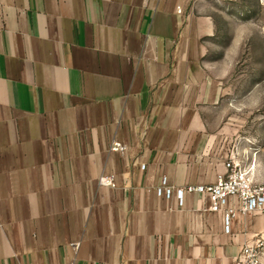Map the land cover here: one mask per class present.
Masks as SVG:
<instances>
[{"label":"crops","instance_id":"obj_1","mask_svg":"<svg viewBox=\"0 0 264 264\" xmlns=\"http://www.w3.org/2000/svg\"><path fill=\"white\" fill-rule=\"evenodd\" d=\"M224 1L0 0V264H232L264 239V214L226 231L175 196L238 155L206 56Z\"/></svg>","mask_w":264,"mask_h":264},{"label":"rangeland","instance_id":"obj_2","mask_svg":"<svg viewBox=\"0 0 264 264\" xmlns=\"http://www.w3.org/2000/svg\"><path fill=\"white\" fill-rule=\"evenodd\" d=\"M252 1L211 5L217 32L206 56L225 73V124L238 146L236 162L254 182L264 183V4Z\"/></svg>","mask_w":264,"mask_h":264},{"label":"built area","instance_id":"obj_3","mask_svg":"<svg viewBox=\"0 0 264 264\" xmlns=\"http://www.w3.org/2000/svg\"><path fill=\"white\" fill-rule=\"evenodd\" d=\"M113 150H122L120 142L114 141ZM236 155L230 152L224 162L225 172L218 174L216 180L210 184L186 185L175 190V196L180 203L185 193L196 194L200 199L209 201V209L213 212L222 211L224 228L228 231L230 223L238 213L264 214V183L254 182L236 162ZM104 185H114V176L105 175L100 178ZM163 178L161 186L156 189L158 194L170 197L172 189L165 186ZM230 199H235L237 208L228 206ZM264 249V239L255 243L245 244L235 255L232 264H261L260 257Z\"/></svg>","mask_w":264,"mask_h":264},{"label":"bare ground","instance_id":"obj_4","mask_svg":"<svg viewBox=\"0 0 264 264\" xmlns=\"http://www.w3.org/2000/svg\"><path fill=\"white\" fill-rule=\"evenodd\" d=\"M264 29V28H263Z\"/></svg>","mask_w":264,"mask_h":264}]
</instances>
